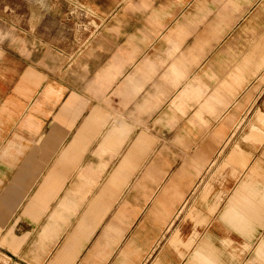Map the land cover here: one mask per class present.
Instances as JSON below:
<instances>
[{
	"label": "crops",
	"instance_id": "0c3cea01",
	"mask_svg": "<svg viewBox=\"0 0 264 264\" xmlns=\"http://www.w3.org/2000/svg\"><path fill=\"white\" fill-rule=\"evenodd\" d=\"M118 1L89 27L81 85L0 46V255L238 264L264 228L254 146L233 144L243 123L264 141V0ZM223 152V174L249 170L222 207L200 197Z\"/></svg>",
	"mask_w": 264,
	"mask_h": 264
},
{
	"label": "rangeland",
	"instance_id": "374dc122",
	"mask_svg": "<svg viewBox=\"0 0 264 264\" xmlns=\"http://www.w3.org/2000/svg\"><path fill=\"white\" fill-rule=\"evenodd\" d=\"M118 2V0H0L1 49L52 75H58L63 79L76 78L81 85L87 75V46L98 34L92 33L89 27L91 25L96 27L102 23L103 16L99 9L114 8ZM247 131L244 123L239 125L237 138L233 144L239 145L242 149L244 148L242 144L245 143L254 146L251 166H256L254 178L258 186L264 187V141L262 144L254 140L246 141L244 135ZM225 157L226 153L223 152L215 159L213 167L220 168L219 174L203 177V182L205 186L210 187V192L205 195L204 189L201 192V201L215 200L217 195H221L223 207L232 189L248 172L249 168L239 175L223 174L231 169L230 165H225ZM188 212L189 214L196 212V208L192 206ZM263 234L264 228L256 226L255 237L250 241L248 248L243 246L245 241L242 237L235 240L238 243L236 246L238 264H264V261L253 260L254 247ZM234 243L227 242L230 247H234L231 246ZM6 261L7 259L0 255V264H6Z\"/></svg>",
	"mask_w": 264,
	"mask_h": 264
}]
</instances>
